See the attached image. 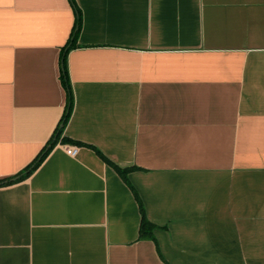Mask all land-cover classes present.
<instances>
[{"label": "crops", "instance_id": "1", "mask_svg": "<svg viewBox=\"0 0 264 264\" xmlns=\"http://www.w3.org/2000/svg\"><path fill=\"white\" fill-rule=\"evenodd\" d=\"M74 108L0 185V264H264V0H75ZM70 0H0V181L67 107ZM79 147L76 156L66 147ZM128 173L156 242L139 239Z\"/></svg>", "mask_w": 264, "mask_h": 264}, {"label": "trees", "instance_id": "2", "mask_svg": "<svg viewBox=\"0 0 264 264\" xmlns=\"http://www.w3.org/2000/svg\"><path fill=\"white\" fill-rule=\"evenodd\" d=\"M71 3L73 4L75 11H76V21L75 25L73 27V30L71 32L70 38L66 45L64 46L62 53H61V80L63 82V85L67 91V107L66 111L63 115V118L61 120L60 126L57 128L55 132V136L49 141L43 152L33 161L31 165H29L24 171H22L19 175L8 178L6 180L0 181V185H8L12 184L17 181H21L28 176L31 175V173L37 168V166L43 161V159L47 156V154L51 151V149L58 143V142H63V143H73L77 145H84L83 142L79 140H74L72 138L63 136L64 129L71 117V114L73 112L74 108V95L73 91L71 88V83H70V76H69V70H68V65H67V55L70 52L71 49L75 48L76 43L78 41L79 33L81 31L82 27V13L79 7L77 6L75 0H70ZM94 150L98 153V155L111 167H113L122 177L123 181L129 186L131 191L134 194V197L137 201V204L139 206V211L141 214V221H140V226H139V239H151L156 242L157 249L159 252V255L167 263L165 258L162 256V253L159 249V245L156 241L155 235H154V230L157 228V225L151 222L146 213V209L144 206V203L135 189V187L131 184L129 178H128V173L135 169L136 167H121L117 163H115L113 160H111L109 157H107L105 154H103L99 149L94 147ZM169 264V263H167Z\"/></svg>", "mask_w": 264, "mask_h": 264}, {"label": "built area", "instance_id": "3", "mask_svg": "<svg viewBox=\"0 0 264 264\" xmlns=\"http://www.w3.org/2000/svg\"><path fill=\"white\" fill-rule=\"evenodd\" d=\"M79 147L76 145H70L66 147V151L69 155L71 156H76V154L78 153Z\"/></svg>", "mask_w": 264, "mask_h": 264}]
</instances>
